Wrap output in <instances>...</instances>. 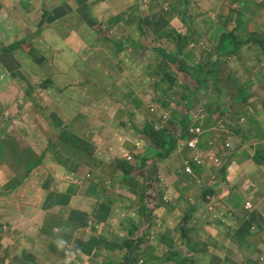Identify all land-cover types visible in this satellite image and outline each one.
I'll use <instances>...</instances> for the list:
<instances>
[{"label": "rangeland", "instance_id": "obj_1", "mask_svg": "<svg viewBox=\"0 0 264 264\" xmlns=\"http://www.w3.org/2000/svg\"><path fill=\"white\" fill-rule=\"evenodd\" d=\"M74 1H77L78 16L95 18L93 25L95 36L76 27L68 17L75 12ZM86 1L57 0L52 7H40L35 0H18L23 17L8 18L11 8L5 7L0 0V189H10L12 209H16L12 211L14 224L11 225V233L8 232L9 236L15 237L17 225L27 227L28 219L32 222L37 220L27 213H38L36 204L44 202L45 199H47L45 214L48 221L54 217L60 226L68 224L67 217L59 210L61 204L59 198L63 201L67 196L66 200L73 205L72 207L80 210L78 217H75L77 220H83L85 215H88L86 220L97 218L93 222V226L96 227L92 231L95 234H103L108 229L106 218L117 216L122 221L129 216L136 206L138 208L142 204L141 201L146 199L142 193L144 188L142 185L134 184L123 194L113 197L111 194L117 191L109 190L120 188L123 191L132 180L124 181V175L116 171L115 178L120 181L119 185L112 176L111 161L108 162L104 158L96 160L97 152L104 155V150L109 151L112 161L127 163L126 171L120 168L125 175L134 172L133 175L138 176L137 167L134 171L127 155L135 151L136 146L147 137L143 135L144 125L149 123L152 131H155L160 127L157 120L161 117L163 125L166 126L175 105L188 95L189 88L198 87L190 76L179 75L172 67L158 60L155 53L161 49L168 54L179 56L189 71H197L204 65L202 62L205 57L202 54L197 55L188 48H181L178 41L180 34L177 32L179 28L175 26L176 22L171 23L175 19V14L184 10L183 0H94L83 7L82 4ZM233 1L242 4L246 0H194L185 11L192 18H197L195 27L202 24L199 17L201 14L206 11L212 13L215 16L213 20L230 33L236 26L235 14L228 15L231 9L229 3ZM263 1L248 0L255 5ZM106 4L110 12L108 15ZM59 7L62 8L61 18L57 20L56 15L52 13ZM164 8H167L169 13L164 11ZM18 14L20 12L14 15ZM105 15L110 19H102ZM27 18L34 26L21 32L20 25ZM57 21L60 23L55 26ZM191 27L192 30L196 29L194 26ZM259 31L264 32L263 17L251 19L240 38L245 39L256 33L259 36L261 34ZM66 32L76 39L74 43H65ZM132 32L133 36L126 38ZM47 34L53 42L62 47L63 51H58L57 46L44 45L43 40ZM193 38L194 43L199 42L196 35ZM20 43L22 45L15 52L9 50L11 46ZM143 44L147 48L146 51L140 50ZM103 50H106V54L103 55L106 60L101 57ZM56 54H60L71 67L60 66L55 58ZM241 55L238 65L248 71L250 76L257 78L260 72L264 73V55L261 50L247 47L241 50ZM191 59L194 60V64ZM125 60H130L129 64L136 70L134 72L130 67L126 69L132 79L135 73L144 78L138 85L129 83L137 94V101L142 104V108L133 104L128 109L125 94L115 85V78L124 71L118 62L124 63ZM105 69L109 70L106 89L110 95V102L116 104L122 114H110L108 110H104V115L101 116L98 107L95 109L93 105L99 100L87 103L81 98L89 89L87 76L83 74L99 73ZM230 73L231 69L222 70L220 77L226 78ZM80 75L83 76L78 80L77 77ZM47 83L49 86L41 89ZM260 83H264V80L258 84ZM260 89L263 93L259 92L258 97L260 103L264 104V88L261 86ZM236 95L237 91L231 88L224 92L218 90L215 83H209L207 89L205 84L197 89L190 109V118L195 129L188 132L187 141H193L197 149L201 145L202 147L212 145V151L189 156L188 152L184 155L187 147L185 143L174 153L181 160L170 163L171 159L169 162L152 165L153 170L158 172L154 178L158 192L174 194V198L180 204L183 198L191 199L196 204L208 187L216 186L211 183L212 177H216L217 182L222 179L224 184L218 193L210 196L209 203L213 207L211 210L213 212L205 211V215L215 216L216 225L212 230L215 229L216 235H219L222 229L224 236H227V232L224 231L226 225L220 214L228 209L219 212L222 199L225 198L226 201L227 197L239 193L238 184L241 180L236 181L234 174L239 177V167L243 165L246 169L248 167L246 160L253 159L259 152H264V105L249 109L245 106H233L232 114H229L232 111L230 109L223 111L230 98ZM253 102L258 103L257 97ZM152 114L158 117L157 120L153 119ZM139 115L140 119L137 118ZM124 116V120L120 122L118 118ZM131 123V127L128 128ZM251 126L255 128L256 137L251 136L254 130ZM211 132L227 133L229 141H235L231 151L225 150L227 146L223 147L220 138H207ZM138 134L141 139H138ZM68 137L87 141L88 145L82 147L66 144ZM167 147L169 148L170 144ZM236 150L240 151L239 155H234ZM169 153L166 151L164 157ZM204 157L212 158L213 161L209 160V163L215 167L221 166V170L217 172L216 169L207 167V172L199 179L186 176L187 172L182 171L186 161L191 163L193 159L199 158L201 166H206ZM226 157L228 160L223 163ZM66 161L71 164L67 165ZM244 183L243 181L239 184L240 188ZM250 184L254 185L252 192L259 189L258 184L251 182ZM87 185L92 186L87 189ZM251 199L250 194L247 200ZM245 202L243 199L238 214L243 212ZM171 205V202L164 203L161 199L154 204L161 208ZM53 207L56 208L52 212ZM178 210L179 207H175V211ZM99 224H103L104 227L97 226ZM79 228L86 235L81 225ZM231 228L230 225L229 229ZM212 230L210 238L221 246L222 242L213 235ZM142 231L143 238L146 239L148 233L146 230ZM257 240L262 241L261 245L256 244ZM38 242L39 240L32 236L28 246L33 248ZM123 247L125 246L121 248ZM233 250L247 251L249 255L255 252L256 257L264 258V238L240 237L238 250ZM2 251L3 249H0V264H5L10 254ZM87 254L88 257L85 258L92 259L93 264H110L106 262L104 251L100 247L92 248ZM63 255H66L64 251ZM247 256L241 254L239 264L247 263L248 259H245L249 258ZM61 260L62 258L55 261V264H62ZM42 261L44 259L41 257L30 256L24 259L23 263L39 264ZM248 264L256 263L250 261Z\"/></svg>", "mask_w": 264, "mask_h": 264}, {"label": "crops", "instance_id": "obj_2", "mask_svg": "<svg viewBox=\"0 0 264 264\" xmlns=\"http://www.w3.org/2000/svg\"><path fill=\"white\" fill-rule=\"evenodd\" d=\"M79 1L80 0H78V2ZM92 1L94 0H87L85 4H82V6L84 7ZM2 2L5 7L9 6L11 8V14L8 15V18L23 17L21 14L23 10L19 5L18 0H2ZM35 2L40 7H52L57 0H35ZM229 5L234 10L237 9L242 13H246L245 16L247 19L254 17L264 18V1L258 5L251 4L248 0L242 4L233 1L229 3ZM106 6V14L108 15L110 14L108 11L109 7L107 4ZM73 8L75 12L70 14L68 17L74 22L75 26L83 29L87 34L95 36L96 31L93 27L94 22L96 21L95 18L78 16L77 1L73 2ZM61 10V7L53 10L52 15H56L57 20L61 18ZM16 12H20V14L14 15ZM210 16L212 15L210 14ZM204 17H207V14H204ZM102 19L109 20L110 18L105 15L102 16ZM185 19L186 16H175V19L172 20L171 23L176 22L175 26L179 28V31H183V33L188 32L189 35H191L189 25L187 27L185 25ZM179 20L180 22H177ZM59 23L60 21H57L55 26ZM33 26L34 25L31 20L27 18L20 25V31L24 32L29 27ZM219 32L222 33V28L220 27L203 28L198 31L200 35L208 37V45L210 48L217 46V34ZM133 34L134 32L129 33L130 36L126 38L132 37ZM75 40L76 39L74 37L69 36V33H64V41L66 44H72ZM43 43L47 46H51L53 43L57 42H53L47 34ZM144 44H146V42ZM181 48H183V46H181ZM57 50L63 51L59 44L57 46ZM140 50L146 51L147 48L140 47ZM160 51L164 52L161 49ZM155 53H157V50ZM164 53L166 55H171L166 52ZM104 54H106V50H103L101 54V57L106 60L103 56ZM55 58L60 66L71 67V64H67V62L62 59L60 54H56ZM129 62L130 60H125L124 63L118 62V64L123 67L124 71L115 78V85L125 94V98L128 102V109L133 104L138 108H142V104L137 101V94L129 86V83L138 85L143 82L144 78L138 73H135V77L133 79L128 75L126 71L127 67H130L134 72H136L135 68H133ZM191 62L194 64L193 59H191ZM108 72L109 70L105 69L99 73L85 72L83 74L87 76L89 89L86 93L82 94L81 98L87 103H91L93 100H99V102H94L93 105L95 109L98 107L101 116L104 115V110H108L110 114H122L118 106L110 102V95L107 94L108 91L106 89V85L109 82ZM83 75H80L77 79L81 80ZM259 92L263 93L257 85L256 97L258 100V106H262L264 104L260 103L258 97ZM140 116L141 115L137 116V118L140 119ZM124 118L125 116L123 118L119 117L118 120L122 122ZM171 121L174 124H170L169 129L176 132L175 126L179 124V119L171 118ZM131 125L132 123L128 128H130ZM253 129L254 130L251 132V136L256 137L255 128ZM137 137L138 139H141L140 134H138ZM97 146L99 147V144H97ZM146 146L147 142L144 140V142L136 146L135 151L133 150L127 155L130 157V164L133 165L134 171L137 167L138 176L133 175L134 172L131 175H125L120 170V167H118L117 160H111L109 151L104 150V155L99 151L96 154V160L104 158L108 162L111 161V173L114 178L116 171H120L124 175V181L132 180L130 185L123 191L120 188L112 190L108 189L110 192L117 191L116 193L113 192V194H111L113 197L123 194L128 189L132 188V185L136 184L137 186L142 185L141 187L144 188V192L142 193L144 194V198H146L141 201L142 204L138 208L136 206L137 212L135 211V208L134 211L122 221L121 218L117 216L113 218H106L105 222L109 227L103 234H95L92 231L96 227L93 226V222H95L97 218L93 220H86L88 215H85L83 220H77L75 217H78L80 210L77 207H72L73 205L62 203L68 198L65 196L63 201L59 198L61 202L59 210L63 216L67 217V225L60 226L54 217H51L48 221V216L45 214V210L47 208V199H45L44 202H38L36 204L38 205V208L36 209L38 213H27L29 216H33L37 220L32 222L28 219L29 225L27 227H20L17 225L15 237L9 236L8 232L11 233V225L14 224L12 211H16V209H12L13 200L9 198L11 194L10 189L1 188L0 249L5 247L9 250L7 255L10 254L7 257L5 264H24L23 260L30 256L43 258L44 261L39 264H55V261L61 257L63 251L66 255L74 254L75 257L76 254H78L79 264H93L92 259L85 257H88L87 253L92 248L98 247L103 249L105 260L110 264H129L131 263L129 260H131L133 255L137 252L146 264H239V256L241 254L249 256L250 259L245 258L248 259V262L252 261L256 264H264V258L256 257L254 255L255 252L252 255H249L247 251L236 252L233 250H238V240L240 237L264 238V164H261L260 162L256 165L254 163V158L248 159L246 160L248 163V167L246 169H244L243 165L239 167V177L234 174V179L236 181L238 179L241 180L239 184L243 181L245 183L242 184L241 188L238 184L239 193L234 195L231 194L232 197H227L228 199H226V201L225 198L222 199V207H220L219 212L224 209H228L220 214L222 220L225 221L226 227L224 228V231L227 232V237L222 234V229L220 230L221 234L216 235V230H212L216 225L215 216L205 215V211L213 212L211 211L213 207L209 203L210 198L207 196L209 192L208 190L204 191L203 196L196 204L193 200L184 198L182 199V204H180L174 198V194L158 192V188L154 183V178L157 176L158 172L153 170V168H150V165H159L161 162L159 159H156L154 162L150 161L154 154L150 153ZM171 159L172 161L170 163L181 160L178 156L173 155L166 162H169ZM259 159L264 162V155ZM66 163L67 165L71 164L69 161H66ZM73 174L76 173L73 172ZM199 178L200 177H196V179ZM116 181L120 185V181L117 179ZM250 182L258 184L259 189L256 192H252L254 185L250 184ZM91 186L92 185H87L86 188L89 189ZM218 190H220V188L216 189L211 196L218 193ZM224 190L226 191L227 188H224ZM159 193H164L165 197L170 200L172 205L163 208L154 206L155 202L159 201L161 198V194ZM250 194L252 195V199L249 201L247 200V197H249ZM243 199L246 200L245 205L250 204V210H246L244 207L243 212L238 214L241 209ZM225 203L227 204L226 207L224 206ZM175 207H179V210L175 211ZM55 208L56 207H53L51 211L53 212ZM142 212L143 215H141ZM150 215L151 217H149ZM80 225L83 227V230L86 231V235H84L83 231L80 230ZM230 225L232 227L231 229H229ZM97 226H100L101 228L104 227L103 224H99ZM252 228H256L257 232L253 233ZM142 230H146L148 233L146 239L143 238L144 233ZM211 230L213 231V235L222 242L221 246H218L215 243V240L210 238ZM133 232L134 234H132ZM32 236L34 239H38L39 242L37 246L30 248L28 245ZM80 237L84 239H81ZM261 242V240H257L256 244L258 245ZM122 246L125 247L121 248ZM110 250L111 252H109ZM113 250L115 251L114 253L112 252ZM248 262L245 264H248ZM30 264L37 263L33 262Z\"/></svg>", "mask_w": 264, "mask_h": 264}, {"label": "clouds", "instance_id": "obj_3", "mask_svg": "<svg viewBox=\"0 0 264 264\" xmlns=\"http://www.w3.org/2000/svg\"><path fill=\"white\" fill-rule=\"evenodd\" d=\"M186 0L182 1V4L184 5V10L183 11H179L177 14H175V16H186L185 19V25L186 27L189 25V29H190V33L191 35H189L188 32H181V31H177L180 34V37L183 38L184 43L180 44L181 46H183V48H188L190 51H192L195 54H202V56L205 57L204 61L202 62L203 64L206 62L209 66H215L216 67V71H215V76H216V82H218L220 84V88L221 90L224 92L226 91L228 88H231L232 90L237 91V95L234 98H230V100L227 102L226 106L224 109L226 110H232L229 114L233 113V106H245L248 109L249 108H254L256 106H258V103L253 102L254 98L256 97L255 94H257V85L260 88L261 86L264 88V83H260L258 84L261 80H264V73L263 71L260 72L259 76L257 78H255L253 75L250 76V73L246 70H244L242 68V66L238 65V59H241L242 55H241V50H243L244 48L247 47H251V48H257L259 50H261V52L264 55V32L259 31L258 33H261L259 36L258 34H253L255 36V39L257 40V43H247V45H245L241 50H240V55L241 57L235 55L232 53L230 46L228 44V37L233 34L234 36H237L238 39L237 41H247L250 35L245 39H241L240 36L241 34L245 31L249 21L251 19H247L246 18V13H242L237 9H230V13L228 15H230L231 13H234L236 16V26L235 28L230 32L227 33V29L223 26H221L220 24L218 25V23L213 20L214 19V14L210 13L212 16H210V14L206 11L204 14H207V17H204V14H201V19H202V24L200 27H195L196 26V19L197 18H192L190 14H187L185 9L194 1V0H187V2H185ZM164 11H169L167 8L163 9ZM257 18H262V17H257ZM243 22L244 27L242 30H238V24L239 22ZM194 26L196 29L192 30V27ZM209 27H220L222 28V33L219 32L217 35L218 37V44L216 47L210 48L208 43V37L205 35H200L198 33L199 30H202L203 28H209ZM238 30V31H237ZM221 33V34H220ZM196 35L197 39L199 40V42H193V36ZM179 41V40H178ZM22 44H15L13 46H11L10 48H12L10 50L11 52H15V50L19 49L20 46ZM45 45V44H44ZM47 46V45H46ZM51 46H58L57 43H53ZM175 54H171L169 56H171L170 58H168L169 63L172 64L174 67H180V66H185L180 60L179 56L175 55ZM173 57L175 58V63L173 62ZM165 64H167L169 67H172L169 63L164 62ZM186 67V66H185ZM173 68V67H172ZM187 68V67H186ZM174 69V68H173ZM225 69H231L232 73L228 74V76H226V78H221L220 77V73L222 70ZM175 70V69H174ZM179 74V73H178ZM180 75V74H179ZM214 81V80H213ZM212 80L210 81V83H214ZM250 82H254V85H251ZM49 86V83H47L46 85H43L41 87V89H46ZM188 86V85H187ZM189 88V86H188ZM197 88V87H196ZM191 89V88H189ZM249 92L248 97H244L243 95H240L238 92L242 93V92ZM193 101V99H192ZM178 104V103H177ZM176 104V105H177ZM175 105V106H176ZM192 105V103H191ZM175 108V107H174ZM173 108V109H174ZM191 109V107H190ZM173 112V110H172ZM189 116H190V110H189ZM152 117L154 120H157V116L152 114ZM172 118V113L169 116V122L166 126L163 125V121L162 118L159 117V119L161 120H157L160 123V127L157 128L155 131H152L149 134H146L147 137L145 138L146 142H147V146L146 148L150 151V153H153L154 156L152 157V159L150 161L154 162L156 159H159L160 162H166L168 159H170L174 153L176 152L177 148L181 145V144H185L187 145L185 151H184V155L188 154H198V153H206L207 151H212V145H202L200 146L199 149H197V147L195 146L193 141H187V134L189 131H192L195 129L192 120L190 118L189 122H190V127L185 130L183 133L181 131L180 128V120H179V124L176 125V132H173L169 129L170 124H174L171 121ZM162 122V123H161ZM150 126L152 127L149 123L144 125V133H145V129ZM167 130L168 134H170V137L173 138V140L176 142L175 147L173 149V151L167 156V157H159L158 154H161V150L157 149L155 147L156 143H154L152 136H157V135H161L164 134L163 131ZM199 131V130H196ZM256 133V132H255ZM144 135V134H143ZM145 136V135H144ZM215 137L220 138L223 141V147H225L226 151H231V148L233 147V145L235 144V141H229V136L227 133H216V132H211L208 134L207 138H211L214 139ZM158 142H161L160 140H158ZM209 146V147H206ZM201 150V151H200ZM200 151V152H199ZM260 153H264V152H260ZM240 151L236 150L234 151V155H239ZM258 154V153H257ZM257 154L253 157L255 158L257 156ZM205 162H206V166H201L200 162H199V158H195L193 159V161L191 163L186 161V165L185 167L182 169V171L187 172L186 176H193V177H201L203 174H205L207 172V167H211L216 169L217 172H219L221 170V166H213L211 163H209L210 161H213L212 158L208 159L207 157H204ZM228 160V157L224 158L223 163H225ZM146 162V160H145ZM255 163V161H254ZM256 164V163H255ZM257 165V164H256ZM150 168H152V165H150ZM211 183L213 185H216L215 187H208L206 190H208V197L210 198V196L212 195V193H214V191L216 189L221 188V186L224 184V181L221 179L219 180V182L216 181V177H212L211 179ZM237 194V193H235ZM164 203H168L170 202V200L165 197V194L162 193L161 194V198H160ZM67 204H70V202H67ZM245 209L246 210H250V204H246L245 205ZM151 217V215L149 216ZM252 232L256 233L257 230L256 228H252ZM139 243V242H137ZM62 258V264H79V256L78 254H76V257L74 256V254L71 255H61V257H59V259ZM59 259H57L56 261H58ZM128 261V260H127ZM131 261V263L129 264H146V262L144 260L141 259L140 254L137 252L133 255L132 259L129 260V262Z\"/></svg>", "mask_w": 264, "mask_h": 264}, {"label": "trees", "instance_id": "obj_4", "mask_svg": "<svg viewBox=\"0 0 264 264\" xmlns=\"http://www.w3.org/2000/svg\"><path fill=\"white\" fill-rule=\"evenodd\" d=\"M185 2H187V0ZM243 27H244V24H243V22L240 21L239 24H238V30H242ZM237 39H238L237 36H234L233 34H231L228 37V44L230 46V49H231L232 53L237 55V56H239V57H241L240 50L245 45H247V43L256 44L257 40H258V39H255L254 35L250 36L247 41L238 42ZM178 40H179L180 44L184 43V40H183L182 37H179ZM142 47L146 48L145 45L142 46ZM11 49L12 48H10V50ZM156 56H157V58L160 61L167 62V63H169L168 58L171 57L169 55H166L164 52H161L160 49L157 50ZM173 62L175 63V58L174 57H173ZM170 65L175 69V71L177 73L185 74V75L190 76L191 79L198 86L197 88L189 89L188 95L186 97H183V98L180 99V101L175 106V108L173 109V112H172V119L173 118H178L180 120V122H181L180 123V128H181V131L183 133L185 130H187L190 127L189 110H190V107H191L192 99L195 97V92L197 91V89H199L204 84L206 85V89H207V85L210 83V81L214 80L213 82L218 87V90H220V91H222V90L220 88V84L215 81L216 80V76H215L216 67L215 66H209L205 62L204 65L199 67L197 71H192V70L189 71V69L186 68L183 65L180 66V67H174L172 64H170ZM238 93L240 95H243L244 97H248V95H249V92H247V91L242 92V93L238 92ZM223 111H226V109H224ZM151 132H152V127L148 126L145 129L144 135L149 134ZM163 133L164 134L157 135V136H152L154 143H156L155 147L157 149H160L161 152H162L161 154H158L159 157H164V153L166 151L171 153L173 151L174 147H175V144H176V142L173 140V138L170 137V134H168L167 130H164ZM158 140H160L161 142H158ZM65 143L66 144H73V145H80L82 147H87V145H88L87 141L83 142L81 139L78 140V139H76L74 137H68V139L65 141ZM169 144H170V147L168 148L167 146ZM263 155H264V153H260V152L257 154V156L254 158V161H255L256 164H258L260 162H261V164H264V162L259 159ZM117 164H118V167H120L124 171L127 170V166L128 165H127V163L125 161H119ZM67 202H68V200H65L62 203H67ZM230 202H232V201H230ZM8 249H10V248H8ZM2 252L7 254V252H8L7 248L3 247V251Z\"/></svg>", "mask_w": 264, "mask_h": 264}]
</instances>
